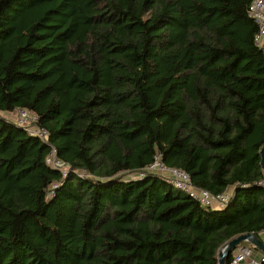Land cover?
I'll return each instance as SVG.
<instances>
[{"label":"trees","instance_id":"obj_1","mask_svg":"<svg viewBox=\"0 0 264 264\" xmlns=\"http://www.w3.org/2000/svg\"><path fill=\"white\" fill-rule=\"evenodd\" d=\"M251 2L0 0V264H219L229 240L260 236ZM20 108L47 143L11 119ZM51 145L65 178L45 161ZM156 156L197 188L231 192L228 205L145 171Z\"/></svg>","mask_w":264,"mask_h":264},{"label":"built area","instance_id":"obj_2","mask_svg":"<svg viewBox=\"0 0 264 264\" xmlns=\"http://www.w3.org/2000/svg\"><path fill=\"white\" fill-rule=\"evenodd\" d=\"M248 12L249 15L256 20L259 26L258 33L256 35V43L258 46L263 47L264 0H253L248 7ZM10 116L16 125L22 128L28 135L37 137L44 143L48 142L49 132L46 128L40 126L37 114L31 110L20 108ZM45 161L51 168L60 172L63 178L67 177L71 173L70 165L58 156L57 149L52 145L50 146V150ZM145 171L159 175L163 179L168 180V182L173 184L176 188L186 191L193 199L198 200L205 206H226L232 196V193L229 191L213 194L206 189L195 187L192 184L188 173L184 170L165 165L159 156H156L155 160L145 168ZM76 173L81 178L88 176V173L84 170ZM60 184V182H54L50 186L48 193L49 197L54 196L55 191ZM260 234V237L263 236L261 238L264 240V230H262ZM254 253L255 247L242 245L233 252L229 264H263L264 254L257 257Z\"/></svg>","mask_w":264,"mask_h":264},{"label":"water","instance_id":"obj_3","mask_svg":"<svg viewBox=\"0 0 264 264\" xmlns=\"http://www.w3.org/2000/svg\"><path fill=\"white\" fill-rule=\"evenodd\" d=\"M260 153H261V165L264 171V146L261 148ZM242 242H250L257 249L261 250L264 253V240L256 234L245 233L232 238L221 248L219 252V264H227L226 263L227 257Z\"/></svg>","mask_w":264,"mask_h":264},{"label":"rangeland","instance_id":"obj_4","mask_svg":"<svg viewBox=\"0 0 264 264\" xmlns=\"http://www.w3.org/2000/svg\"><path fill=\"white\" fill-rule=\"evenodd\" d=\"M253 1V0H252ZM262 45H263V47L262 46H259V48H261L262 49V51H263V53H264V41H263V43H262ZM166 173H169V172H166ZM137 174H140L139 172H133L132 174H130L132 177L133 176H136ZM141 175V174H140ZM178 192H181V193H184V191H182L181 189H179V188H177L176 189ZM261 235V234H260ZM261 237H263V236H261ZM242 244V243H241ZM242 245H249V246H252L253 247V245L251 244V243H243Z\"/></svg>","mask_w":264,"mask_h":264},{"label":"crops","instance_id":"obj_5","mask_svg":"<svg viewBox=\"0 0 264 264\" xmlns=\"http://www.w3.org/2000/svg\"><path fill=\"white\" fill-rule=\"evenodd\" d=\"M247 243H250V242H247ZM254 246V245H253ZM255 247V246H254ZM255 256H260L261 254H264L261 250H259V249H257L256 247H255Z\"/></svg>","mask_w":264,"mask_h":264},{"label":"bare ground","instance_id":"obj_6","mask_svg":"<svg viewBox=\"0 0 264 264\" xmlns=\"http://www.w3.org/2000/svg\"><path fill=\"white\" fill-rule=\"evenodd\" d=\"M240 246H242L241 243L237 246V248H239ZM237 248H236V249H237ZM236 249H234L233 252H234ZM233 252H232L231 254H233Z\"/></svg>","mask_w":264,"mask_h":264}]
</instances>
